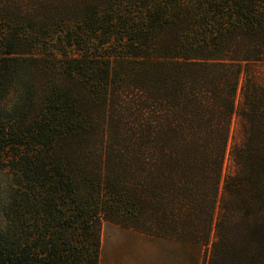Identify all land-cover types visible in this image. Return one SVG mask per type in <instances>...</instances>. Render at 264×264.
Wrapping results in <instances>:
<instances>
[{"label":"trees","instance_id":"1","mask_svg":"<svg viewBox=\"0 0 264 264\" xmlns=\"http://www.w3.org/2000/svg\"><path fill=\"white\" fill-rule=\"evenodd\" d=\"M255 62L264 0H0V264H99L105 224L264 264Z\"/></svg>","mask_w":264,"mask_h":264},{"label":"rangeland","instance_id":"2","mask_svg":"<svg viewBox=\"0 0 264 264\" xmlns=\"http://www.w3.org/2000/svg\"><path fill=\"white\" fill-rule=\"evenodd\" d=\"M236 92V105L240 103L241 86L244 78L264 84V62L250 63L244 68ZM239 140V125L234 115L228 150ZM230 166L229 155L224 161V174ZM203 249L192 244H182L139 234L135 231L112 224L102 227L100 237L99 261L102 264H204ZM112 260V261H109Z\"/></svg>","mask_w":264,"mask_h":264},{"label":"crops","instance_id":"3","mask_svg":"<svg viewBox=\"0 0 264 264\" xmlns=\"http://www.w3.org/2000/svg\"><path fill=\"white\" fill-rule=\"evenodd\" d=\"M109 261H112V260H109ZM99 264H102V263L99 261ZM106 264H117V263L112 262V263H106Z\"/></svg>","mask_w":264,"mask_h":264}]
</instances>
